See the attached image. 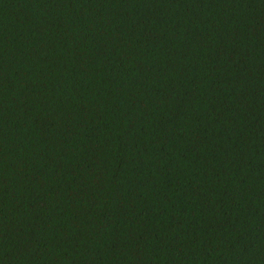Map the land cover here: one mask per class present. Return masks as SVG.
<instances>
[{
	"label": "trees",
	"instance_id": "trees-1",
	"mask_svg": "<svg viewBox=\"0 0 264 264\" xmlns=\"http://www.w3.org/2000/svg\"><path fill=\"white\" fill-rule=\"evenodd\" d=\"M0 264H264V0H0Z\"/></svg>",
	"mask_w": 264,
	"mask_h": 264
}]
</instances>
